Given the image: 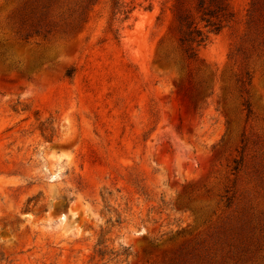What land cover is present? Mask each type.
Listing matches in <instances>:
<instances>
[{
	"label": "rangeland",
	"instance_id": "rangeland-1",
	"mask_svg": "<svg viewBox=\"0 0 264 264\" xmlns=\"http://www.w3.org/2000/svg\"><path fill=\"white\" fill-rule=\"evenodd\" d=\"M120 2L0 0V264H264L252 0L190 61L198 0ZM43 6L51 33L24 38Z\"/></svg>",
	"mask_w": 264,
	"mask_h": 264
},
{
	"label": "trees",
	"instance_id": "trees-1",
	"mask_svg": "<svg viewBox=\"0 0 264 264\" xmlns=\"http://www.w3.org/2000/svg\"><path fill=\"white\" fill-rule=\"evenodd\" d=\"M121 0H112L113 14L128 13L123 10L124 5ZM262 0H252V29L255 38L260 40L264 45V11L259 7ZM227 0H198L196 11L198 13V21L191 20L188 16H183L177 13L176 20L182 37L179 40V49L186 61L195 60L198 58V50L202 46H206L211 33L218 34L224 28L228 27L233 20L234 14L227 11ZM87 9V8H86ZM48 7L43 6L41 9L36 7L27 11L23 10L20 13L19 21L21 26L25 28L24 38H29L31 35H43L44 38L51 33V30H46V23L49 18ZM257 13V16H256ZM78 25L83 21V16L79 20ZM251 20H249L250 24ZM203 24V26H200ZM74 69L67 71L66 76L72 78ZM189 255L185 250H181L179 254L170 260L169 264H191L187 259Z\"/></svg>",
	"mask_w": 264,
	"mask_h": 264
}]
</instances>
